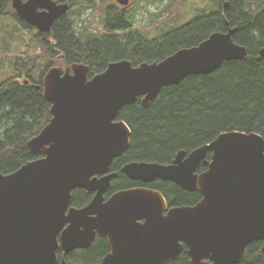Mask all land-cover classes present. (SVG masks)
<instances>
[{"label": "water", "instance_id": "1", "mask_svg": "<svg viewBox=\"0 0 264 264\" xmlns=\"http://www.w3.org/2000/svg\"><path fill=\"white\" fill-rule=\"evenodd\" d=\"M12 7L43 34L70 11L56 0H13ZM236 32L214 33L160 62H114L93 78L82 63L48 70L43 91L52 120L27 143L31 154L44 157L10 175L0 173V264H67L60 251L89 249L97 235L111 248L101 264H166L185 248L191 264H240L249 245L264 243V138L257 133H223L191 153L179 151L169 165L123 168L133 181L198 190L202 200L194 206L169 209L160 191L147 188L104 198L118 176L107 174L131 144V129L119 113L139 99L149 106L163 88L190 76L243 61L248 49L234 41ZM259 54L264 57V48ZM202 163L208 170L197 173ZM78 189L95 194L81 209L70 206Z\"/></svg>", "mask_w": 264, "mask_h": 264}, {"label": "trees", "instance_id": "2", "mask_svg": "<svg viewBox=\"0 0 264 264\" xmlns=\"http://www.w3.org/2000/svg\"><path fill=\"white\" fill-rule=\"evenodd\" d=\"M12 1L0 0V17H13L25 29L33 30L18 17ZM217 2L212 13L202 14L156 38L149 31L127 34L123 17L113 14L105 22L107 33L103 35L92 33L87 27L82 32L76 30L68 14L54 24L50 33H39L36 40L45 53L43 65L38 58L17 57L12 62V76L0 84V173L10 175L44 157L31 154L27 143L52 120V105L43 91L44 77L52 67L86 64L90 67L89 77L93 78L111 63L130 60L139 66L160 62L231 28L237 29L234 41L248 49L243 61L225 62L211 74L190 76L179 85L163 88L149 106L139 99L119 113L118 119L131 129V144L111 166L118 177L110 192L133 187L134 183L121 172L127 162L169 165L179 151L191 153L223 133H257L264 138V57L259 54L264 48V0ZM211 159L209 153L207 161ZM207 170L208 165L202 163L197 172ZM150 187L162 192L174 206L194 205L202 198L199 192H188L174 183L157 181ZM92 198L87 191L75 190L71 205L82 208ZM263 246V242L249 245L240 264H264ZM109 252L108 242L99 238L89 249L68 255L60 251L58 256L59 260L64 257L67 264H101ZM166 264H191L187 248L176 261Z\"/></svg>", "mask_w": 264, "mask_h": 264}, {"label": "rangeland", "instance_id": "3", "mask_svg": "<svg viewBox=\"0 0 264 264\" xmlns=\"http://www.w3.org/2000/svg\"><path fill=\"white\" fill-rule=\"evenodd\" d=\"M115 1L108 0V3ZM101 3L102 0H96L90 5L82 0L69 11L67 16L76 30L82 32L87 27L92 33L105 34ZM217 3V0H135L130 14L135 21V31H149L151 37L156 38L202 14L212 13ZM38 34L37 29L27 30L13 17H0V84L12 76V62L17 57L38 58L43 65L45 53L37 43ZM61 67L65 70L66 66ZM37 71L40 76L41 69Z\"/></svg>", "mask_w": 264, "mask_h": 264}, {"label": "flooded vegetation", "instance_id": "4", "mask_svg": "<svg viewBox=\"0 0 264 264\" xmlns=\"http://www.w3.org/2000/svg\"><path fill=\"white\" fill-rule=\"evenodd\" d=\"M24 1H27V0H24ZM79 1H82V0H73V3H72V5L70 4V3H68L69 5H70V10H72L73 9V7H75L77 4H78V2ZM83 1H85V2H87V3H89L90 5L91 4H94L95 2H96V0H83ZM134 1L135 0H129V4L128 5H121L120 3H119V0H116L115 2H113V3H108V0H105V3H104V5H103V2H104V0H102V7L104 6V8H103V22L105 23V22H107V20H108V18H110L111 16V14H113V15H115V16H117V17H123V19H124V21H125V24H124V26L126 27V33L128 34V33H136V32H138V31H135L134 30V26H135V21H134V19H132V15L130 14V11L133 9V6H134ZM31 27V26H30ZM105 27V25H103V28ZM33 28V27H32ZM33 29H35V28H33ZM38 31V30H37ZM103 31L105 32V33H107V30L106 29H103ZM39 32V31H38ZM40 33V32H39ZM122 33H125V32H122ZM97 34H99V33H97ZM104 34V33H103ZM67 67H69V66H66L65 67V69L67 68ZM62 68V67H61ZM45 78V77H44ZM43 84H44V81H43ZM134 162H143V161H131V162H127L126 164H124L123 166H122V168H121V172H122V170H123V168L126 166V165H128L129 163H134ZM173 163V161L171 162V164ZM198 173V172H197ZM109 174H118V173H115V172H112L111 171V168H110V170H109V172H108V174L107 175H109ZM123 175H125V174H123ZM131 182H133L134 183V185H133V187H131V188H124V189H120V190H118V191H113V192H110V189L108 190V192L104 195V198H105V201H108L114 194H116V193H118V192H120V191H123V190H129V189H134V188H147V189H153V190H156V189H154V188H151L150 187V185L151 184H153V183H155V182H157V181H163V180H156V181H154V182H150V183H144V182H142V181H133V180H131L127 175H125ZM118 177V176H117ZM117 177L115 178V179H113L112 180V184H113V182L117 179ZM164 182H169V183H173V182H170V181H164ZM112 186V185H111ZM111 188V187H110ZM78 190H82V189H78ZM85 191V190H84ZM156 191H159V190H156ZM194 192H199L198 190H196V191H194ZM194 192H191V193H194ZM89 193V192H88ZM162 193V192H161ZM200 193V192H199ZM90 194H92L93 195V198L95 197V194L94 193H90ZM163 194V193H162ZM201 194V193H200ZM164 195V194H163ZM164 197H165V195H164ZM93 198H92V200H93ZM166 198V201H167V204H168V208L170 209V208H173V207H182V206H174L168 199H167V197H165ZM91 200V201H92ZM202 200V198L197 202V203H195L194 205H196V204H198L200 201ZM91 201L89 202V204L91 203ZM89 204H87L86 206H88ZM194 205H184V206H194ZM71 207H75V206H72V205H70ZM85 206V207H86ZM75 208H77V209H81V208H78V207H75ZM82 208H84V207H82ZM102 239V240H105V241H107L108 242V244H109V241L107 240V239H104V238H102V237H100L99 235H97V237H96V240H95V243L98 241V239ZM95 243L93 244V246L95 245ZM92 246V247H93ZM109 246H110V244H109ZM80 250H83V249H80ZM110 251H111V248H110ZM62 252V251H61ZM66 255V254H65Z\"/></svg>", "mask_w": 264, "mask_h": 264}]
</instances>
